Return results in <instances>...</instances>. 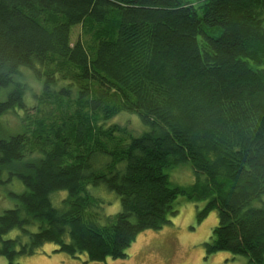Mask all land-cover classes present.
<instances>
[{
  "label": "trees",
  "instance_id": "16d2710c",
  "mask_svg": "<svg viewBox=\"0 0 264 264\" xmlns=\"http://www.w3.org/2000/svg\"><path fill=\"white\" fill-rule=\"evenodd\" d=\"M24 67L44 80L29 106ZM11 83L0 116L24 107V130L0 137V166L22 164L7 179L26 190L0 214L7 264L47 241L124 258L171 221L180 192L210 200L200 219L218 207L210 252L264 264V0H0V87ZM122 111L140 115V136L105 125ZM184 162L196 175L181 190L165 169ZM96 186L122 202L104 221Z\"/></svg>",
  "mask_w": 264,
  "mask_h": 264
},
{
  "label": "rangeland",
  "instance_id": "374dc122",
  "mask_svg": "<svg viewBox=\"0 0 264 264\" xmlns=\"http://www.w3.org/2000/svg\"><path fill=\"white\" fill-rule=\"evenodd\" d=\"M192 3L201 0H185ZM21 80L26 89L24 101L26 105H32L36 94L42 92L44 80L37 78L29 68ZM65 85L59 81L58 86ZM15 87V83L0 87V99L7 98L8 94ZM74 94L77 88L72 87ZM18 114L9 110L0 116V137L9 138L24 130L22 115L24 107L18 106ZM105 125L119 124L128 128L133 136H140L146 127L142 123L137 112L122 111L104 120ZM105 161V157H99V162ZM22 164L17 163L11 166H0V214L4 210L12 208L18 202V194L26 190L24 182L13 174L12 180L7 179L11 171H18ZM169 174L170 185L179 187L181 190L188 189L195 181V171L188 162L180 163L165 169ZM93 193L100 195L107 202L101 211V220L105 216L114 215L122 210L121 198L112 190L104 186H96ZM60 196L65 197L66 191L61 190ZM264 198V195H263ZM208 198L191 199L187 193L180 192L174 201L176 213H169L171 221L165 223L161 228H148L140 233L128 247V256L124 258L108 257L106 261H90L86 255L74 256L66 250L58 249V243L54 241L44 242L34 253L19 254L14 264H254L244 254H234L230 250L209 251L207 243L211 240L214 227L219 220V210L215 206L201 219L199 213L208 205ZM261 201L254 200L253 205H259ZM54 204L59 208L65 205L63 202ZM67 205L64 206L66 208ZM200 219V220H199ZM22 231L15 228L6 233V238H12ZM26 240L27 235L22 234ZM8 257L0 254V264H7Z\"/></svg>",
  "mask_w": 264,
  "mask_h": 264
}]
</instances>
